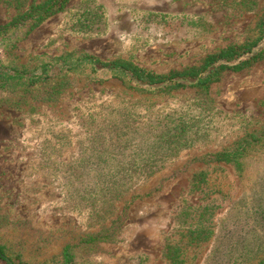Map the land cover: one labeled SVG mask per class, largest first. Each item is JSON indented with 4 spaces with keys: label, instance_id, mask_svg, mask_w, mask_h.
Instances as JSON below:
<instances>
[{
    "label": "rangeland",
    "instance_id": "374dc122",
    "mask_svg": "<svg viewBox=\"0 0 264 264\" xmlns=\"http://www.w3.org/2000/svg\"><path fill=\"white\" fill-rule=\"evenodd\" d=\"M263 10L264 0H70L0 43V59L35 69L78 52L168 74L243 43ZM18 13L0 0V26ZM57 82L56 100L35 96L53 85L38 86L0 105V244L10 254L56 264L71 244L78 264H168L173 244L186 264L264 260V138L238 165L203 160L264 130V59L224 70L207 92L136 90L89 69ZM110 227L112 240L81 244Z\"/></svg>",
    "mask_w": 264,
    "mask_h": 264
},
{
    "label": "trees",
    "instance_id": "16d2710c",
    "mask_svg": "<svg viewBox=\"0 0 264 264\" xmlns=\"http://www.w3.org/2000/svg\"><path fill=\"white\" fill-rule=\"evenodd\" d=\"M9 6L19 9V13L8 23L0 26V43L13 44L19 40L21 33L29 34L33 29L43 23L50 16L63 11L70 0H44L32 3L28 7L25 0H1ZM247 2L248 0H241ZM264 59V10L261 20L252 36H249L241 44H231L219 52L208 55L200 66H191L183 70L171 71L168 74H159L139 66L131 60L117 58L103 60L89 53L67 52L61 56L43 61L35 69H26L17 65H8L0 59V105L14 104L5 93L20 94L18 99H23L36 88L45 90L52 86L51 90L43 92L47 100H56L66 83L57 82L52 84L56 74H70L71 72L90 70L94 80L117 78L127 87L136 90H159L172 91L174 89L199 87L207 92L210 85L219 80L222 72L226 69L241 70ZM235 62V63H234ZM255 136L247 137L235 146L217 153H210L203 157L209 162H224L239 164V158L245 150L264 138V130L255 132ZM202 176L200 177V180ZM115 233L114 227L103 229L82 239L81 244H96L110 241ZM201 238L199 233L195 234ZM76 246L67 245L56 264H78ZM166 256L168 264H186V258L181 248L169 244ZM0 258L6 264H24L21 256L9 253L5 244H0ZM259 264H264L262 260Z\"/></svg>",
    "mask_w": 264,
    "mask_h": 264
}]
</instances>
